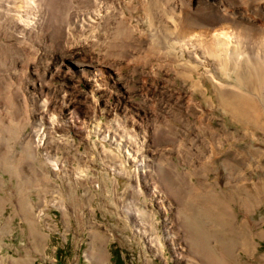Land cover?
Here are the masks:
<instances>
[{"label": "rangeland", "instance_id": "obj_1", "mask_svg": "<svg viewBox=\"0 0 264 264\" xmlns=\"http://www.w3.org/2000/svg\"><path fill=\"white\" fill-rule=\"evenodd\" d=\"M135 1L134 35L160 29ZM35 39L18 58L0 32V264H264V111L244 125L219 106L201 74L216 64L187 54L210 42L147 41L126 57L106 37L72 58ZM90 61L109 82L83 77ZM73 100L87 117L76 128L59 115ZM113 132L120 147L102 139Z\"/></svg>", "mask_w": 264, "mask_h": 264}, {"label": "bare ground", "instance_id": "obj_2", "mask_svg": "<svg viewBox=\"0 0 264 264\" xmlns=\"http://www.w3.org/2000/svg\"><path fill=\"white\" fill-rule=\"evenodd\" d=\"M134 1L0 0V29L2 28L0 32L5 34V42L7 43L3 45L6 48V45L12 47L18 58H21L18 47L21 45L22 48H25L24 45L30 41L35 44V40H37L35 38L39 37L44 38L45 43H49L50 54H54L59 48L65 50L67 48L66 55H70L73 58L74 55L79 54L80 49L78 47L82 46V42H84V46L89 42H93L91 44L96 46L97 41H102L101 38L106 37L110 40L106 48V54L113 55L115 53V50L112 48L118 41L122 46L119 50L126 57L131 54V50L128 48L142 47L147 41H162L165 44L164 47L176 42V44H180L181 51L189 50V45L191 46L190 43L193 42V39L195 42H210V45H204L205 47L201 51L203 54H208L207 56L197 54L196 50L187 53L192 55V58L189 55H184L181 51H179L180 55L182 57L183 55L189 56L191 59H194L193 62L195 64L199 62L198 59L201 62L205 61L206 64H216L209 71H199L201 74H204V77L216 81L212 83L215 86L213 88L216 89V99L219 102V106L230 117L237 119L241 123L243 122L244 125L253 123L254 126H262V122L258 120V117L264 111V49L262 48V53L254 55V51H257L259 44H261L259 42H264V3L261 0H219L216 2L194 0V6L184 1L177 4L171 2V0H156L155 2L154 0H147L148 7L146 12L147 14H151V19L156 22L157 26L160 24V29H155V32L151 31V33L148 32L149 30L143 32V29L137 34L139 35L138 37L133 33L132 24L129 25L133 20L131 14L133 11L135 12V9H138V4L140 3L137 4ZM162 4H166L167 6L165 5L163 9ZM122 15L123 18H121ZM141 20L137 17V22L135 21L137 23L136 27L141 22H144L143 18ZM93 31L97 32L95 33V40L90 39V36L87 34L88 37H85V40L77 46H65V44H69L68 42L75 35H82L85 32L91 33ZM195 31L196 34L194 36L192 33ZM187 36L189 37L187 38ZM123 49H127L125 54L123 53ZM170 53L172 52H168V54ZM187 61H190V59L188 58ZM89 63L92 68L91 70L85 69V73H82L84 78L95 82V84L97 82L101 83L104 79L109 82L112 77L110 75L112 74V68L101 66L98 62L97 64H91V61ZM197 66L199 67V65ZM56 73L59 74V72ZM191 73L184 71L182 72V76L188 77L192 75ZM79 78L81 79L82 76H78ZM97 89L100 92L102 91L100 88ZM62 105V110H67L68 114L60 110L59 115L61 119H65L64 121L66 122L68 121L69 125L73 126V128H76L75 124L78 121L86 123V115L83 111H77L82 110L80 103L78 104V102L73 100ZM74 111L79 113V115H76ZM73 117H76L77 120H75L76 118L73 119ZM97 133L103 134V131L97 128ZM113 134L115 133L113 132L111 136L106 133L102 135V139L115 142V145L120 147V137L117 136L118 134H115L117 137ZM34 135L35 129L29 135L31 136V139H29L31 144L33 140L35 141ZM126 146L125 148L128 150L129 145L127 144ZM127 150L125 149L122 152L126 153L129 157L130 154ZM31 154L29 151V155ZM141 163L138 167H142L140 169L141 173H146L147 170L145 171V169L147 167L145 166L147 165ZM17 169H19L18 166ZM98 254L100 253H97V256H99ZM96 264H100L98 260H96Z\"/></svg>", "mask_w": 264, "mask_h": 264}]
</instances>
